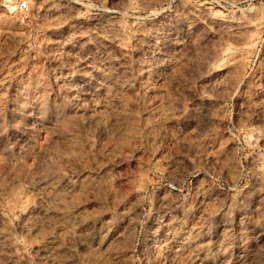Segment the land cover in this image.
<instances>
[{
  "label": "rangeland",
  "instance_id": "obj_1",
  "mask_svg": "<svg viewBox=\"0 0 264 264\" xmlns=\"http://www.w3.org/2000/svg\"><path fill=\"white\" fill-rule=\"evenodd\" d=\"M0 264H264V0L0 4Z\"/></svg>",
  "mask_w": 264,
  "mask_h": 264
},
{
  "label": "built area",
  "instance_id": "obj_2",
  "mask_svg": "<svg viewBox=\"0 0 264 264\" xmlns=\"http://www.w3.org/2000/svg\"><path fill=\"white\" fill-rule=\"evenodd\" d=\"M34 0H0L3 8L13 13L19 22L28 20L29 12L31 10Z\"/></svg>",
  "mask_w": 264,
  "mask_h": 264
},
{
  "label": "bare ground",
  "instance_id": "obj_3",
  "mask_svg": "<svg viewBox=\"0 0 264 264\" xmlns=\"http://www.w3.org/2000/svg\"><path fill=\"white\" fill-rule=\"evenodd\" d=\"M247 23L250 24V20H248Z\"/></svg>",
  "mask_w": 264,
  "mask_h": 264
}]
</instances>
